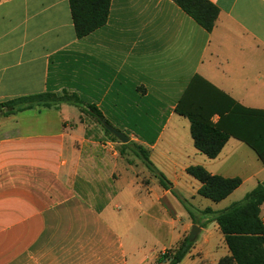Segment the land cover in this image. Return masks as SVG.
<instances>
[{
  "label": "crops",
  "instance_id": "crops-1",
  "mask_svg": "<svg viewBox=\"0 0 264 264\" xmlns=\"http://www.w3.org/2000/svg\"><path fill=\"white\" fill-rule=\"evenodd\" d=\"M209 1L219 10L210 33L171 0H111L106 24L78 39L68 0H0V103L48 91L77 94L146 148L171 190L194 203L189 216L152 181L146 200L163 239L152 233L146 250L119 229V192L96 207L78 189V167L95 141L105 151L118 142L101 137L100 126L74 106L0 115V264H159L193 226L200 232L179 264H218L229 255L203 211L242 199L264 181V164L233 138L215 159L206 158L191 137L178 136L179 119L189 122L174 109L199 76L240 105L264 110V0ZM199 165L241 185L219 203L201 202V184L186 172ZM260 216L264 221V205Z\"/></svg>",
  "mask_w": 264,
  "mask_h": 264
},
{
  "label": "trees",
  "instance_id": "trees-1",
  "mask_svg": "<svg viewBox=\"0 0 264 264\" xmlns=\"http://www.w3.org/2000/svg\"><path fill=\"white\" fill-rule=\"evenodd\" d=\"M171 1L205 32L212 31L219 10L209 0ZM68 4L76 37L81 39L106 24L111 0H68ZM59 105L76 107L81 114L93 119L107 137L120 144L103 127L101 121L109 122L94 105L86 106L77 94L65 90L59 94L48 91L0 103V115L7 117ZM174 112L188 120L194 148L206 158L215 159L226 142L233 138L251 148L264 164V110L244 107L201 77L194 76L178 99ZM214 116L218 117L217 122H213ZM126 149L131 150L154 174L161 188L174 194L170 182L150 161L146 148L132 142L120 144L121 154ZM186 172L201 184L197 194L213 203L226 199L241 185L239 178L211 175L201 166H190ZM179 201L185 206L188 215L192 216L185 203ZM262 205L264 181L258 183L241 201L232 203L222 211L213 212L210 208L203 211L217 224L229 252L218 264H264V221L260 216ZM188 237L185 236L167 251L160 258L159 264H179L195 242H189Z\"/></svg>",
  "mask_w": 264,
  "mask_h": 264
},
{
  "label": "rangeland",
  "instance_id": "rangeland-1",
  "mask_svg": "<svg viewBox=\"0 0 264 264\" xmlns=\"http://www.w3.org/2000/svg\"><path fill=\"white\" fill-rule=\"evenodd\" d=\"M179 120L176 128L178 136L181 137L183 141H190L189 128L185 123L187 121L183 119ZM180 122L184 125H181ZM99 130V133L103 135L101 137H105L100 127ZM92 136V139L95 140V133H93ZM95 143L96 145H93V150H91L90 155L87 156V154H84L85 158L81 159L80 166L78 167V189H81L82 193H84L87 199L96 207H100V204L104 203V200L111 202L110 200L119 192L120 196L116 201V206L118 209L117 211H119L122 216L121 225L119 227L120 231L124 236L126 235L127 238L131 236L135 242L142 243L146 250H149V248L152 249V233L154 234L156 232L157 239L159 240L163 239V235L161 229L159 230V228L152 227V218L150 217L152 204L146 200V197L149 196L151 197L150 200L152 199V181L155 182V186L157 187L159 186L158 180L131 150L126 149L123 151V154H121L120 146L116 143L112 146V149L108 148L105 151V149L100 147L103 142L95 141ZM97 149H100L99 152ZM102 157L103 159H101ZM187 178L189 181H193L197 184V181L191 177ZM133 186L135 187L136 193H134L135 190ZM130 195H132V197ZM172 195L180 202L175 191ZM197 198L201 202L214 204L203 197L199 196ZM242 199L235 202H239ZM187 203H189L188 206L185 204L187 207H192L194 205L191 201ZM181 205L185 210V206H183V204ZM149 209L151 210L149 211ZM201 240L202 235L199 236L197 242H201ZM220 245L221 242L215 240L213 252L220 251ZM174 247L175 245L172 248Z\"/></svg>",
  "mask_w": 264,
  "mask_h": 264
},
{
  "label": "water",
  "instance_id": "water-1",
  "mask_svg": "<svg viewBox=\"0 0 264 264\" xmlns=\"http://www.w3.org/2000/svg\"><path fill=\"white\" fill-rule=\"evenodd\" d=\"M103 127L110 133L112 134L121 144H127L129 142V138L121 133L120 131L116 130L109 124H107L105 121H101ZM200 229L197 226H193L191 229V232L189 234V242H193L197 235L199 234Z\"/></svg>",
  "mask_w": 264,
  "mask_h": 264
}]
</instances>
